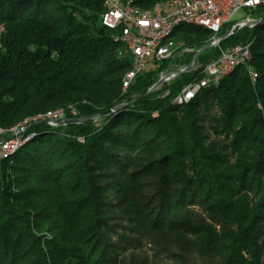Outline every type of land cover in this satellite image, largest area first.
<instances>
[{"label": "trees", "instance_id": "1", "mask_svg": "<svg viewBox=\"0 0 264 264\" xmlns=\"http://www.w3.org/2000/svg\"><path fill=\"white\" fill-rule=\"evenodd\" d=\"M128 1L149 9L171 0ZM105 9L103 0H0V127L56 109L68 118L66 127L32 124L35 137L0 162V264H122L111 240L114 207L139 226L138 246L151 240L193 264H261L264 19L255 27L261 37L247 29L221 42L253 41L256 82L241 66L177 106L173 99L201 70L144 96L187 54L153 62L123 91L132 60L102 25ZM249 11L262 16L261 8ZM179 34L213 36L192 25ZM218 55L213 47L199 59ZM104 167L114 168L113 181Z\"/></svg>", "mask_w": 264, "mask_h": 264}, {"label": "built area", "instance_id": "2", "mask_svg": "<svg viewBox=\"0 0 264 264\" xmlns=\"http://www.w3.org/2000/svg\"><path fill=\"white\" fill-rule=\"evenodd\" d=\"M262 9L264 12V0L258 2L240 1V0H188L176 4H157V10L154 15L138 13L130 1L123 3V0H108V9L101 14V23L104 27L112 31L114 37H122V46L131 44V52H125L129 57L136 59V70L128 82V87L133 83L137 76L143 74L148 66L153 62H163L173 57L181 58L189 54L191 49L172 48V38H167L169 24L173 21L199 20L203 24L212 25L216 29V41L213 47L220 48L219 55L204 65H198L194 62L191 71L201 70V78L186 86L175 96L173 100H188L198 94L205 88L215 87V78L222 70L230 67L233 62H243L246 66L251 56L252 43L245 45H235L221 48L222 38L220 31L226 24L233 21L235 15L243 10ZM256 19L249 15L246 19L238 21L232 26L230 31H234L235 26L244 25ZM4 26H0V51L3 49L1 41ZM212 47V48H213ZM125 53H121L124 55ZM184 68V67H183ZM181 68V69H183ZM173 72H162L160 78ZM251 79V69H250ZM178 76L168 78L164 83H170ZM253 84L254 82L251 81ZM163 83V84H164ZM169 91L165 93L167 96ZM77 115L75 110H72ZM65 113L57 114L48 119H38V122L47 123L50 127H60L67 125ZM29 127L19 133H8L0 131V154L3 153L12 144L19 143L28 134H34L28 131Z\"/></svg>", "mask_w": 264, "mask_h": 264}, {"label": "rangeland", "instance_id": "3", "mask_svg": "<svg viewBox=\"0 0 264 264\" xmlns=\"http://www.w3.org/2000/svg\"><path fill=\"white\" fill-rule=\"evenodd\" d=\"M249 15H252L255 17V14H252L249 11V9H243L235 15L233 21L238 22L242 19H246ZM257 25H259V24H257ZM257 25L246 27V28L244 27L243 29L239 30L238 32L240 34H242L245 32V30L249 29V30H251V33H253L252 35L255 36V38L261 37V32L255 28ZM235 31H237V30H235ZM175 38H176V42L178 43V45H185L186 47L193 49L194 52H191L187 55L185 54L186 57L182 58V61L177 60V61H174L173 63L169 64L167 69L165 70V72H177L179 69L189 65L194 60V57L197 54V52L200 50V48H202L204 46V44H202L201 41L202 40H208L210 42L212 39V36H202V37H198L197 39H190V38H187L185 35L179 34L178 36H175ZM232 43H234V42H232ZM232 43H230V44H232ZM251 43L253 44V41ZM221 48H223V47H221ZM218 50L220 51V48H218ZM252 60H253V54H252V49H251L250 59H249L247 65L244 67L242 66V68H244V70L250 72V69H252L250 66V63H252ZM197 62H198L199 66L204 65V63L201 62V60L199 58L197 59ZM241 71H243V70H240V72ZM252 72H254V71H252ZM164 95H165V93H164ZM259 107H260V104H259ZM49 111H61V114L65 113V117H63V118H65L66 120L68 119L67 118V111L65 109H56V110H49ZM71 114L74 117H77L73 113H71ZM76 119L81 120V118H76ZM82 121H84V120L78 121V123H80ZM63 126L66 127L67 125L65 124ZM78 140L81 143L84 142V138H82V137H79ZM102 171L107 172L108 175H111V177L109 178L110 180L108 179V180H106V182L107 181H113L114 176H112V175L115 171L114 168H105V169L102 168ZM151 179L152 178H147L146 181L151 182ZM107 193L109 194V192H107ZM252 198H254L255 199L254 201L257 202L261 199V196L252 195ZM110 211H111V213L108 215H113V217H112V219H114L113 223H115V225H118L117 227H119V229L117 230L118 235L113 236V238L111 239L113 244L116 247V248H114L113 251H115V254L116 253L119 254V257L121 259L122 264H193V262H191V260H193L194 258L193 259L190 258L189 260H186L185 259L186 254H183L181 252L164 251L161 248H158L156 246L157 245L156 242L151 241V240H149V241L147 240L146 242H143V244L141 246H138L139 242L137 241V239L139 240V238H138V236H136L137 238H134L135 236H133L132 231H133V229L138 228L139 226L136 225V223L132 220L133 218H130L132 216H128L127 213L120 214L119 212L116 211L115 207L112 208ZM261 225H262L261 231L263 234V238H262V241H263L264 240V222ZM219 228L220 227L218 226V229ZM194 261H196L195 264H216V263H212V261H210V260L205 261V260L199 259V258H197V259L195 258ZM261 264H264V254H263Z\"/></svg>", "mask_w": 264, "mask_h": 264}, {"label": "bare ground", "instance_id": "4", "mask_svg": "<svg viewBox=\"0 0 264 264\" xmlns=\"http://www.w3.org/2000/svg\"><path fill=\"white\" fill-rule=\"evenodd\" d=\"M181 1H188V0H181ZM240 1H250V2H258L261 0H240ZM104 6H105V12L108 9V0H103ZM180 0H171L169 3H157V4H176L179 3ZM157 4L154 5L152 8L149 9H139L134 6V9L137 10L138 13H146L147 15H154L155 10H157ZM104 12V13H105ZM264 14V12H263ZM245 24V23H243ZM198 26L201 28H205L207 30H210L213 33L211 42L216 41V29L212 25L203 24V22L199 20H183V21H173L171 24H169L168 30H167V38H172L171 40V47L172 48H187L191 49L189 47H186L185 45H178L175 38V33L177 29L181 26ZM114 41L122 43V37H114ZM124 46L127 48L128 52H131V44H124ZM191 51H194L191 49ZM132 60V68L125 74L123 77V91H126L128 89V82L131 79L133 73L136 70V59L131 58ZM243 66V62H233L230 67H227L226 69L222 70L221 73L215 78V86H218L220 82L227 77L229 74H231L233 71H235L237 68ZM181 69H179L177 72H173L172 74L165 75L162 80L165 82L168 78L175 76ZM258 78L257 73L252 72L251 70V79L255 83ZM197 96H192L189 100L192 101ZM186 104L184 100H175L174 105H184ZM64 112V111H63ZM66 112V111H65ZM61 114V111H48L46 113H41L38 115H34L32 117H29L25 119L23 122L17 124L16 126L12 128H1L0 131L8 132V133H19L20 131H23L24 128L30 127L32 123H38V119H48L51 116ZM34 137V134H28L25 136L19 143L12 144L9 148H7L5 151H3L2 154H0V162L8 159L12 155H14L25 143H27L31 138Z\"/></svg>", "mask_w": 264, "mask_h": 264}, {"label": "water", "instance_id": "5", "mask_svg": "<svg viewBox=\"0 0 264 264\" xmlns=\"http://www.w3.org/2000/svg\"><path fill=\"white\" fill-rule=\"evenodd\" d=\"M263 19H264V14H263L261 17H258V18H256V19L252 20L251 22H248V23H246V24H244V25H242V26L236 25L234 31H232L231 33L226 34V35H224V36H220V38H222V41H223L224 39L229 38V37H231L232 35H234V34H235V30L239 31V30L243 29L244 27H250V26L257 25V24H259ZM212 47H213V43L210 41L207 45H205L204 47H202V48L197 52V54H196L195 57H194V60H193L189 65H187V66H185L183 69H181V70L176 74V76H180V75H182V74L188 72V71L191 69L193 63L197 61V59L199 58V56H200L202 53H204L206 50H208V49H210V48H212ZM163 83H164V82H163L162 78H160V79L157 81V83H155V84H154V85H153V86L147 91V93H146L144 96L149 95V94L153 93L154 91L158 90V89L163 85ZM124 106H126V103H121V104L117 105L115 108H113L112 111L115 112V111H117V110H119V109H122ZM82 120H85V119H82ZM38 123H39V122H38ZM40 123H42V122H40ZM32 124H34V123H32ZM32 124H31V125H32ZM44 124L47 125V123H44ZM31 125H30V126H31ZM29 128H30V127H29ZM29 128H28V130H29Z\"/></svg>", "mask_w": 264, "mask_h": 264}]
</instances>
